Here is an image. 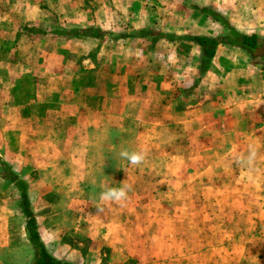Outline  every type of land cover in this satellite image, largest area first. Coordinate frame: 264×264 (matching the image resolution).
Listing matches in <instances>:
<instances>
[{
	"label": "rangeland",
	"instance_id": "obj_1",
	"mask_svg": "<svg viewBox=\"0 0 264 264\" xmlns=\"http://www.w3.org/2000/svg\"><path fill=\"white\" fill-rule=\"evenodd\" d=\"M140 1L149 10H157L158 17L149 26L125 18L114 23L116 34L91 27L105 33L98 40L105 36L135 39L144 30L177 34L164 30V16H171L175 25L195 16L196 24L202 8L227 18V8L237 5L233 0ZM72 31L66 35L80 39ZM144 39H149L147 47L153 50L163 43L156 51V62H120L119 66L115 62H38L28 68L40 76L67 69L83 77L94 76L98 70L110 76L116 70L133 78L151 76L150 81L155 79L161 90L167 83L166 95L177 108L192 105L197 53L186 43ZM13 63L0 62V264H31L34 258L20 207L21 193L4 179L12 172L28 184L38 231L49 253L59 260L75 264H264V215L257 208L264 196L213 193L214 189L243 187L238 180L214 177L213 173L237 166L219 161L214 148L205 147L203 138L212 140L213 132H202L197 125L187 131L164 129L158 122L161 129H144L134 145L112 148L109 161H101L104 145L91 152L84 146H70L63 131L33 130L20 119L29 100L13 76L17 73ZM34 78L33 74L27 80ZM78 134L83 139V132ZM122 150L141 151L145 160L129 166L119 157ZM84 154H91L90 162L81 161ZM2 162L11 171L5 172ZM121 168H127L128 174ZM244 182L250 187L261 184L255 179ZM109 186L126 187L128 199L120 205L109 204L107 214L97 215L95 205L107 203L99 200V194Z\"/></svg>",
	"mask_w": 264,
	"mask_h": 264
},
{
	"label": "crops",
	"instance_id": "obj_2",
	"mask_svg": "<svg viewBox=\"0 0 264 264\" xmlns=\"http://www.w3.org/2000/svg\"><path fill=\"white\" fill-rule=\"evenodd\" d=\"M92 1L99 5L89 6ZM233 2L237 5L227 8V18L235 29L241 34L264 39V0ZM156 14L157 10H149L140 0H0V62L17 65L13 68L17 69L13 76L17 77V83L24 88L22 90L29 100L27 109H21L24 112L20 119L33 130L63 131L71 142L70 146H84L91 152L104 145L106 154L101 161H109L112 148L134 145L135 140L144 135L141 134L144 129H161L155 123L162 122V128L177 131H187L197 125L202 132L210 130L214 133L210 141L203 138L205 147L214 148L219 161L237 166V169L213 173L214 177L238 180L243 185L240 190L231 186L214 189L213 193L263 197L264 63L253 64L245 51L219 46L209 70L201 75L200 47L187 43L198 55L193 61L198 77L192 80L198 85L190 97L196 101L200 99V102L195 101L183 109L177 108L166 95L167 83L161 90L154 83L155 79L150 81L151 76L133 78L118 70L110 76L98 70L94 76L91 73L83 77L68 69L40 76L28 68L38 62H115L117 66L120 62H156V51L158 46L163 47V43L153 50L147 47L149 39L110 36H105L104 40L77 39L66 35L72 29L91 27L116 34L114 23L134 18L140 25L149 26L158 17ZM193 17L181 19L175 25L171 24V16H164V30L179 36L189 33L206 37L229 34L206 14H196V24ZM219 27L222 31L218 30ZM28 29H37L38 32ZM40 31L46 34L42 35ZM217 31L221 32L218 34ZM239 53H245V56ZM33 74L34 80H27ZM81 132L83 139L80 140L78 133ZM250 146L257 153L253 165L239 167L234 161L245 157ZM90 160L91 154H84L81 159ZM251 179L259 180L261 184L250 187L244 182ZM257 208L264 215V198H260Z\"/></svg>",
	"mask_w": 264,
	"mask_h": 264
},
{
	"label": "trees",
	"instance_id": "obj_3",
	"mask_svg": "<svg viewBox=\"0 0 264 264\" xmlns=\"http://www.w3.org/2000/svg\"><path fill=\"white\" fill-rule=\"evenodd\" d=\"M202 13L206 14L208 17H211L215 22L221 24L229 34L226 36L219 37H206V36H179L176 34H166L152 33L151 30H144L139 33V38L154 37L158 40H167L169 42H181L188 44H195L200 47V59H199V70L201 75L205 74L210 67L211 60L215 57L216 50L219 46L225 45L230 46L236 49L245 51L251 58L253 64L258 65L259 63H264V39L260 38L257 35H244L239 33L228 18L214 11L213 9L202 8L200 10ZM38 32V31H37ZM39 33L45 34V32L40 31ZM72 36L83 38V37H92V38H102L105 33L99 29H81L74 30L70 33ZM156 36V37H155ZM126 37H136V36H126ZM154 40L156 43V41ZM186 41V42H184ZM190 48V47H189ZM198 85V82L195 83V87ZM189 92V91H188ZM5 172L11 171L8 164L2 162ZM4 179L13 183L21 193V203L20 207L25 215L26 221V230L29 234V241L32 245L34 251V258L31 264H75L67 261L59 260L54 257L46 248L45 243L43 242L41 235L38 231L37 220L34 216L33 210L31 208L29 195H28V184L20 179L13 172L11 174L7 173L4 176Z\"/></svg>",
	"mask_w": 264,
	"mask_h": 264
},
{
	"label": "clouds",
	"instance_id": "obj_4",
	"mask_svg": "<svg viewBox=\"0 0 264 264\" xmlns=\"http://www.w3.org/2000/svg\"><path fill=\"white\" fill-rule=\"evenodd\" d=\"M257 153L254 148L250 146L248 154L243 158H238L234 161V163L238 164V166H242L247 164L248 166H252ZM119 157L128 162L129 166H139L145 160V154L141 151H128L122 150L119 152ZM128 174L127 168H121ZM128 199V190L126 187H113L109 186L106 189H103L99 194V200L101 202H107L102 204L95 205L97 210V215L107 214L110 211L108 207L109 204L120 205L122 202L127 201Z\"/></svg>",
	"mask_w": 264,
	"mask_h": 264
}]
</instances>
